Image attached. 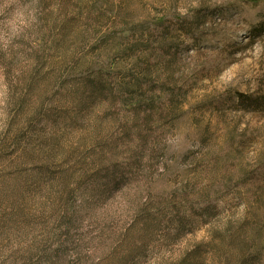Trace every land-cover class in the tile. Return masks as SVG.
I'll use <instances>...</instances> for the list:
<instances>
[{"label":"rangeland","instance_id":"obj_1","mask_svg":"<svg viewBox=\"0 0 264 264\" xmlns=\"http://www.w3.org/2000/svg\"><path fill=\"white\" fill-rule=\"evenodd\" d=\"M0 264H264V0H0Z\"/></svg>","mask_w":264,"mask_h":264}]
</instances>
